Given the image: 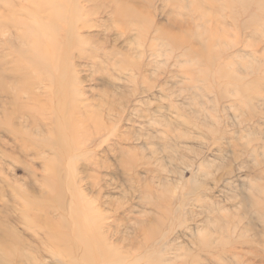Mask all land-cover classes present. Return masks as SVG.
<instances>
[{"label": "rangeland", "instance_id": "rangeland-1", "mask_svg": "<svg viewBox=\"0 0 264 264\" xmlns=\"http://www.w3.org/2000/svg\"><path fill=\"white\" fill-rule=\"evenodd\" d=\"M118 1L0 0V264H264V0Z\"/></svg>", "mask_w": 264, "mask_h": 264}, {"label": "bare ground", "instance_id": "bare-ground-1", "mask_svg": "<svg viewBox=\"0 0 264 264\" xmlns=\"http://www.w3.org/2000/svg\"><path fill=\"white\" fill-rule=\"evenodd\" d=\"M58 1L59 0H55V2H54V0H49V50H51V49H53L54 47H55V45H54V40H56L57 39V36H58V34H59V32L61 31V30H63L62 29V26H67V28H68V30H69V36L72 38L73 36H74V28L76 27V17L75 18H72V17H70V18H68V14L66 13L67 11H71L72 13L73 12H75L76 14H78V11H77V5H74L75 3H74V1L75 0H67V4L65 5V9H64V12L62 13L61 12V9H60V6L58 5H56V3H58ZM127 0H125V1H122V0H120V2L118 1L117 3L118 4H116L115 6L114 5H112V6H110L109 7V9L111 10V14H112V17H113V22H114V24L116 23V24H121V23H125V26L127 25L128 27L131 25L132 27L134 26L133 24H142L141 25V29H139L138 30V33L139 34H142V33H140V32H144L146 29H145V21H147V20H144V18H143V15L142 14H145V13H147V11L145 12V13H142L141 12V10L142 9H144V5L141 3H137V1H134V0H131V1H127ZM162 1V3H163V5L164 6H166L167 8H170V11H175V13H176V10L177 11H181V10H183L182 8H186V9H188V12H191L192 13V11L193 10H195L194 9V5L192 4V2H190V4H189V6L187 7L186 5H182L181 4V2H179L178 0H161ZM174 1V2H173ZM175 1H177V2H175ZM114 2H115V0H114ZM148 3H151L150 1H147ZM184 2V1H183ZM177 3H179V5H177ZM56 5V6H55ZM151 6V5H150ZM149 6V7H150ZM152 6H153V4H152ZM175 7H176V10H175ZM67 9V10H66ZM83 9V8H82ZM164 9V8H163ZM162 9V10H163ZM185 11V10H184ZM166 12H167V10H166ZM102 12H98V14H101ZM179 12H177V14H178ZM182 13V11L180 12V15H182L181 14ZM190 13V14H191ZM61 14V15H60ZM59 15V16H58ZM58 16V17H57ZM147 16V15H146ZM148 17V16H147ZM69 22H71V26H69L70 25V23ZM148 22H149V20H148ZM174 26H177L178 25V23L176 22V21H173V22H171ZM170 23V24H171ZM67 24V25H66ZM124 26V27H125ZM139 26V25H138ZM148 28H149V23H148ZM171 26V25H170ZM151 27V26H150ZM119 28V27H118ZM147 28V27H146ZM155 28V27H154ZM174 30L175 29H177L176 27L174 28V27H172ZM181 28H182V26H181ZM137 29V28H136ZM135 29V30H136ZM156 29V28H155ZM179 29V28H178ZM124 30V29H123ZM134 30V29H133ZM134 30V31H135ZM163 30V29H162ZM127 31V30H126ZM147 31H149V29H147ZM151 31V30H150ZM154 31H159V30H154ZM161 31V30H160ZM172 31V30H171ZM171 31H169V32H171ZM176 31V30H175ZM135 33H137V32H135ZM147 33V32H146ZM156 34L158 33V32H155ZM161 33V32H160ZM173 33V32H172ZM144 34V33H143ZM151 34H152V32H151ZM150 34V35H151ZM155 34V35H156ZM164 34H166V32L164 33ZM164 34H162L161 33V35H163L164 37L166 36L167 37V35H168V33L166 34V35H164ZM175 34V33H174ZM154 35V34H153ZM176 35V34H175ZM160 36V35H159ZM162 36V37H163ZM177 36V35H176ZM140 37H145L146 38V36H141L140 35ZM152 37H156V36H152ZM161 37V36H160ZM165 37V38H166ZM170 37V36H169ZM55 38V39H54ZM149 38V39H148ZM148 38H146L147 39V41L148 40H150V39H153V42H155V40H154V38H150V36H148ZM171 38V37H170ZM179 38V37H178ZM54 39V40H53ZM66 39V38H65ZM74 39V38H73ZM142 39V41H143V39L144 38H141ZM159 39V38H158ZM174 39V38H173ZM175 39H176V37H175ZM184 39V38H183ZM160 40V39H159ZM178 40H180V39H178ZM71 41V40H70ZM141 41V42H142ZM152 41V40H151ZM150 41V42H151ZM168 41V40H167ZM177 41V40H176ZM183 41V40H182ZM71 42H73V40L71 41ZM145 42V41H144ZM158 43V42H157ZM160 43V42H159ZM174 43H176V42H174ZM74 43H71V45H73ZM166 44V43H165ZM164 44V45H165ZM169 44V43H168ZM168 44H166V45H168ZM162 45V44H161ZM177 45V47H178V44H176ZM156 46V45H155ZM170 46V45H169ZM168 46V47H169ZM171 47V46H170ZM172 49H173V46L171 47ZM170 48V49H171ZM179 48V47H178ZM177 49V48H176ZM58 50H59V48H58ZM175 50V49H174ZM19 93V92H18ZM61 97V96H60ZM71 104V103H70ZM61 129V128H60ZM85 138V137H84ZM80 209H81V207H79ZM86 217V216H85ZM88 217V216H87ZM87 220H88V218H87ZM90 220V219H89ZM89 222V221H88ZM88 225V224H87ZM96 226V225H95ZM86 228V227H85ZM95 229L96 227H92L91 229ZM88 232V231H87ZM86 234V233H85ZM59 236V235H58ZM83 236V235H82ZM92 236V235H91ZM94 236H95V234H94ZM97 237V236H96ZM100 244V243H99ZM95 245V244H94ZM105 251V250H104ZM98 255V254H97ZM1 260V259H0ZM103 264V263H102Z\"/></svg>", "mask_w": 264, "mask_h": 264}]
</instances>
